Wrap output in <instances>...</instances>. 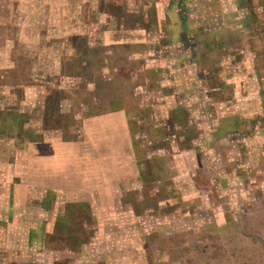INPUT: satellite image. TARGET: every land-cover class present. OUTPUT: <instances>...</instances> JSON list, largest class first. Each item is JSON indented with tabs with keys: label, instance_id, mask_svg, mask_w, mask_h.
<instances>
[{
	"label": "rangeland",
	"instance_id": "1",
	"mask_svg": "<svg viewBox=\"0 0 264 264\" xmlns=\"http://www.w3.org/2000/svg\"><path fill=\"white\" fill-rule=\"evenodd\" d=\"M188 1L176 60L171 10ZM42 103L68 136L126 107L142 187L43 240L0 221V264H264V0H0V108H39L36 126ZM27 147L2 139L0 199L33 196L12 188Z\"/></svg>",
	"mask_w": 264,
	"mask_h": 264
},
{
	"label": "crops",
	"instance_id": "2",
	"mask_svg": "<svg viewBox=\"0 0 264 264\" xmlns=\"http://www.w3.org/2000/svg\"><path fill=\"white\" fill-rule=\"evenodd\" d=\"M172 2L158 4L159 13L172 8L174 1ZM190 7L191 3L188 1L182 2L179 10H171L173 14H177V17L173 16L175 40L170 34V47L174 48L176 60L182 58L183 53L186 54L191 46V21L178 13L182 8L187 11ZM223 9L227 11V4H223ZM182 23L184 27L181 26ZM155 35L158 37L151 39L148 36L147 41L157 39L158 42L165 37L163 34ZM111 43L113 41L109 40L105 45ZM182 44L187 46L185 51ZM180 106L178 104L177 107ZM80 107H84L83 104ZM31 109L28 106L26 111L32 114L39 108ZM19 111L26 113L25 108ZM46 111L48 109L42 103V116H37L42 124L33 126L30 121L27 124L36 139L25 140L28 143L27 151L19 152L27 159L25 170L20 172L25 180L12 185L15 189L26 188L33 196L0 199V221L3 225L19 226L27 222L31 225L33 236L42 240L58 234V228L64 231L71 229L73 224L64 223L68 221L67 215L73 207L80 206L83 209V214L75 222H80L86 212H90L94 220L103 219V212L108 217L117 213L118 205L126 202V194L141 189L143 182L126 107L89 116L78 115L79 123L75 128H70L72 136H68L70 131L62 127H47ZM262 186L264 187L263 184ZM31 205L38 207L35 209ZM31 215H38L40 218L30 217Z\"/></svg>",
	"mask_w": 264,
	"mask_h": 264
},
{
	"label": "trees",
	"instance_id": "3",
	"mask_svg": "<svg viewBox=\"0 0 264 264\" xmlns=\"http://www.w3.org/2000/svg\"><path fill=\"white\" fill-rule=\"evenodd\" d=\"M92 114L93 113H90L88 115H92ZM27 119H28L27 114L19 111L14 106L7 107V108L5 107L0 108V144H1L2 139L7 138V137H12V138L21 140L22 142H25V140L27 139H31V141L36 139L31 129L27 127V124L29 122ZM136 132L137 131L133 130L132 128V133L135 138H136ZM137 143L138 141H135V149L138 152V145H136ZM73 214H76L77 216L75 219L81 217V215L83 214L82 207L77 206V207L71 208L67 215L69 219L66 223H64V225L67 223L71 224L76 221L70 218ZM75 239H76L75 240L76 245H82L84 243V236L82 234L75 237Z\"/></svg>",
	"mask_w": 264,
	"mask_h": 264
}]
</instances>
